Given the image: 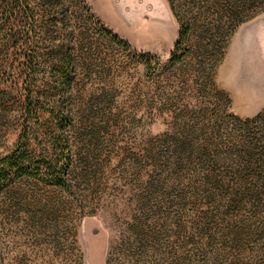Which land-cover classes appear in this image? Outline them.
<instances>
[{
	"label": "rangeland",
	"instance_id": "1",
	"mask_svg": "<svg viewBox=\"0 0 264 264\" xmlns=\"http://www.w3.org/2000/svg\"><path fill=\"white\" fill-rule=\"evenodd\" d=\"M63 96L68 184L1 192L0 264H264V0H0V155L39 108L54 157Z\"/></svg>",
	"mask_w": 264,
	"mask_h": 264
},
{
	"label": "trees",
	"instance_id": "2",
	"mask_svg": "<svg viewBox=\"0 0 264 264\" xmlns=\"http://www.w3.org/2000/svg\"><path fill=\"white\" fill-rule=\"evenodd\" d=\"M26 1V0H25ZM58 73L63 84L69 88L75 77L74 59L70 55L58 68ZM61 107L51 112L47 118L48 123L57 126V135L52 138L53 149L51 152L42 142L45 137H40L36 132L33 135L35 142L41 140L38 149H33L30 143V128L26 125L30 121L41 122L45 119V114L39 108H29L24 117V128L20 140L6 154L0 155V194L9 185L18 181L22 177L28 176L36 178L49 185L66 186L67 178L65 173L68 168V155L70 152L69 137L65 129L72 125L73 119L67 109L65 96L59 100Z\"/></svg>",
	"mask_w": 264,
	"mask_h": 264
},
{
	"label": "bare ground",
	"instance_id": "3",
	"mask_svg": "<svg viewBox=\"0 0 264 264\" xmlns=\"http://www.w3.org/2000/svg\"><path fill=\"white\" fill-rule=\"evenodd\" d=\"M94 255H96V259H97V260H99V256L97 255V253H96V254H94V253H93V251H92V257H93V261L95 260V258H94Z\"/></svg>",
	"mask_w": 264,
	"mask_h": 264
}]
</instances>
